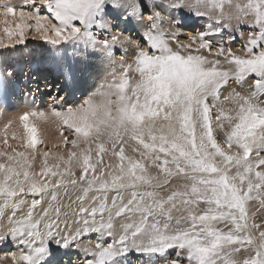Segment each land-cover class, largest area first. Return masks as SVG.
I'll return each instance as SVG.
<instances>
[{
    "label": "snow or ice",
    "instance_id": "6c2138e0",
    "mask_svg": "<svg viewBox=\"0 0 264 264\" xmlns=\"http://www.w3.org/2000/svg\"><path fill=\"white\" fill-rule=\"evenodd\" d=\"M27 7L0 5V16L20 18L3 28L8 44L0 37V49L25 44L32 31L53 46L49 55L68 81L77 58L134 56H122L121 71L82 102L25 111L4 125L11 151L0 150V242L11 238L19 251L0 264H48L52 242L79 251L78 264H119L129 251L158 264H264V0H28ZM186 9L210 23L181 40ZM133 24L144 25L139 40L125 34ZM245 26L247 34L239 31ZM225 29L237 30L241 50L214 41ZM7 89L0 72V100ZM33 118H55L63 140L52 147L68 148L44 151L39 171L35 150L44 141ZM16 121L23 131L11 138L31 153L8 142ZM173 179L182 183L171 188ZM68 188L80 193L76 208L58 200ZM92 233L96 242H84Z\"/></svg>",
    "mask_w": 264,
    "mask_h": 264
},
{
    "label": "rangeland",
    "instance_id": "374dc122",
    "mask_svg": "<svg viewBox=\"0 0 264 264\" xmlns=\"http://www.w3.org/2000/svg\"><path fill=\"white\" fill-rule=\"evenodd\" d=\"M1 1L7 0H0V4ZM27 3L28 0H20L19 4L21 8L29 11L31 9L27 7ZM165 15H167V13H165ZM180 18L183 24L180 28V31L183 33V35L180 36L181 40H186L189 35H195L199 31L207 30V26L210 23L205 17L195 15L193 11L187 9L180 15ZM0 20L2 22H0V29L4 28L3 26H7L4 23V18H0ZM9 24L11 23L9 22ZM166 26L165 24V27ZM129 28L130 31L125 34L131 35L133 39L139 40V33L143 31L144 25L133 24L129 26ZM239 31L247 34L249 29L245 26ZM0 34H4L3 37H7L5 33H3V30ZM26 37V42L23 45H15L11 48L0 49V72L6 71L8 74L7 94L3 100H0V150L11 151V149L3 145V140L5 138L4 125L9 119L15 120V118L21 115L23 113L21 111L22 108L26 106L31 108V110L43 111L50 114L54 108L59 109L62 106L66 107L68 104L76 105L95 92L100 85L105 82L106 78L110 80L111 76L108 75L109 73L116 71L118 74L121 71L116 62H119L122 56L127 62H131L134 56V52L132 51L126 55L123 51L116 50L112 60L96 55H89L86 59L77 58L74 65L75 76L73 80L68 81L64 78L60 66L59 75H56L54 80H50L47 78L50 75L48 71L53 63L56 64L49 55L53 46L38 39L32 31L26 30ZM232 37H235V39H232ZM214 41H225L227 42L226 47L230 46L237 51L241 50V45L243 44L236 29H225L219 35L214 36ZM31 62L40 68L39 70L41 71L39 73L37 72V74L31 73L30 76H28L27 74ZM32 75H34V77H32ZM63 78L65 81L62 83ZM230 87L235 88L237 91L242 90V86L235 82H231ZM243 87L246 88V85ZM11 88H13L14 91H11ZM61 96L63 97L62 100L59 99ZM228 107H232V105H228ZM33 119L40 129V134H42L41 139L44 141L43 145L38 146L35 150L37 156L34 170L39 171V167L42 163V153L44 151L64 153L66 155L68 148L62 146L52 147L53 145H62L63 140L57 125L51 129L52 124H57L55 118H50L46 121ZM14 130L23 131L18 121L14 122L7 130L9 144L18 151H27L31 153V149L26 150L23 147L22 141L11 138ZM71 138L72 137H69V139ZM127 154L130 153H128L126 148V155ZM104 160L108 162L109 155H105ZM55 162V159L50 156L49 163L52 164ZM110 162L116 163L117 158L112 157ZM150 170L155 173L154 169ZM180 183H182V181L173 179L171 188L177 187ZM169 190L170 188L166 187L162 191L166 193ZM78 195H80V193L75 189L68 188L67 191L61 189L58 193V200L60 203L67 205L74 202ZM112 195H114V193H109V196ZM32 198L33 197L29 196L27 199L30 201ZM72 207L76 208L77 205L72 203ZM257 222H259V217L257 218ZM83 239L84 242L92 241L95 243L96 234L92 233L85 236ZM14 251H19V245L16 241L8 238L0 242V256ZM50 252L51 255L48 258V264H78L83 258L81 253L76 251L74 247H58L54 242L50 243ZM119 264H158V261L156 257H149L137 253L136 251H129L128 254L120 260Z\"/></svg>",
    "mask_w": 264,
    "mask_h": 264
},
{
    "label": "bare ground",
    "instance_id": "6f19581e",
    "mask_svg": "<svg viewBox=\"0 0 264 264\" xmlns=\"http://www.w3.org/2000/svg\"><path fill=\"white\" fill-rule=\"evenodd\" d=\"M20 0H7V1H1V4L0 5H4V4H10V5H12V6H15L18 10L21 8L20 6ZM0 18H4V20L6 19L7 20V26L8 27H12V25L14 24V23H19L20 22V18H19V16L17 15L16 17H12V16H8V17H3V16H0ZM0 22H1V20H0ZM9 22L11 23V24H9ZM2 23V22H1ZM131 26V25H130ZM3 27H5V26H3ZM1 31L3 30V28H1L0 29ZM0 31V32H1ZM4 33V32H3ZM6 35V34H5ZM0 36H4V34L3 35H1L0 34ZM4 38V42H5V44L6 43H8V40H7V37H3ZM40 68H38L34 63H32L31 62V65H30V69H29V71H28V76H30V74L32 73H34V74H37V72L39 73L41 70H39ZM48 72H50L51 74H53V76H55V75H59V73H60V68H59V65L56 63H53V65L50 67V69H49V71ZM32 77H34V75H32ZM48 79H52V77H51V75H49L48 77H47ZM65 78V77H64ZM63 78V81H62V83L65 81V79ZM38 79V78H37ZM36 81V80H35ZM37 83V82H36ZM40 84V83H39ZM79 88V87H78ZM11 91H14V89L13 88H11L10 89ZM21 110V109H20ZM31 110V108H28V107H24V108H22V112H25V111H30ZM56 125L57 124H52L51 125V129L52 128H54V127H56ZM41 126V125H40ZM42 132V131H41ZM43 133V132H42ZM52 134H54L53 132H51ZM42 135V134H41ZM55 135V134H54ZM50 138V137H49ZM48 142V141H47ZM69 201V200H68ZM69 254V253H68Z\"/></svg>",
    "mask_w": 264,
    "mask_h": 264
},
{
    "label": "trees",
    "instance_id": "16d2710c",
    "mask_svg": "<svg viewBox=\"0 0 264 264\" xmlns=\"http://www.w3.org/2000/svg\"><path fill=\"white\" fill-rule=\"evenodd\" d=\"M50 73V72H49ZM50 75H51V77H52V79L51 80H54L55 79V77H56V75L55 76H53V74H51L50 73ZM58 75V74H57Z\"/></svg>",
    "mask_w": 264,
    "mask_h": 264
}]
</instances>
